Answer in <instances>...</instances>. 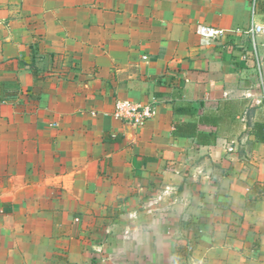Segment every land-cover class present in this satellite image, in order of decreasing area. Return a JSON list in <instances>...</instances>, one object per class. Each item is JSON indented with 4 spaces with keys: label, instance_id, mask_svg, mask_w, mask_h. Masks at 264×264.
<instances>
[{
    "label": "crops",
    "instance_id": "1",
    "mask_svg": "<svg viewBox=\"0 0 264 264\" xmlns=\"http://www.w3.org/2000/svg\"><path fill=\"white\" fill-rule=\"evenodd\" d=\"M254 22L248 0H0V264H264V0Z\"/></svg>",
    "mask_w": 264,
    "mask_h": 264
},
{
    "label": "built area",
    "instance_id": "2",
    "mask_svg": "<svg viewBox=\"0 0 264 264\" xmlns=\"http://www.w3.org/2000/svg\"><path fill=\"white\" fill-rule=\"evenodd\" d=\"M258 0H248L251 12V27L248 32H262L263 27L255 25L254 14ZM239 32V30H235ZM195 33L199 37V42L207 45L227 33V30L220 27H214L206 24H198ZM264 96V95H263ZM155 105L150 102H133L130 100L118 99L114 105L113 115L132 127L142 126L148 119L155 115Z\"/></svg>",
    "mask_w": 264,
    "mask_h": 264
},
{
    "label": "trees",
    "instance_id": "3",
    "mask_svg": "<svg viewBox=\"0 0 264 264\" xmlns=\"http://www.w3.org/2000/svg\"><path fill=\"white\" fill-rule=\"evenodd\" d=\"M198 122L201 124L214 125L217 123V117L214 114L203 115L199 117ZM251 132L256 140L264 142V122L254 123L252 125ZM173 133L179 136L193 137L196 139L198 144H214L216 140V136L214 134L198 131L197 122L176 123L174 125ZM254 188H256L257 191V185H255ZM253 191H255V189ZM255 199L256 197L251 200V204Z\"/></svg>",
    "mask_w": 264,
    "mask_h": 264
}]
</instances>
